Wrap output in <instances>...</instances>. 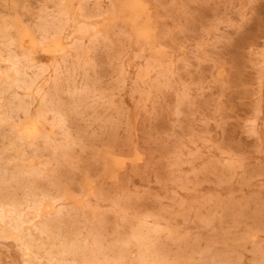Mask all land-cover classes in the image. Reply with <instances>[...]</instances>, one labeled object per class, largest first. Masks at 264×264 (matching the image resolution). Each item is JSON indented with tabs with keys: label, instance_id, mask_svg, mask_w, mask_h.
I'll return each mask as SVG.
<instances>
[{
	"label": "rangeland",
	"instance_id": "374dc122",
	"mask_svg": "<svg viewBox=\"0 0 264 264\" xmlns=\"http://www.w3.org/2000/svg\"><path fill=\"white\" fill-rule=\"evenodd\" d=\"M125 1L0 0V264H264V0Z\"/></svg>",
	"mask_w": 264,
	"mask_h": 264
},
{
	"label": "bare ground",
	"instance_id": "6f19581e",
	"mask_svg": "<svg viewBox=\"0 0 264 264\" xmlns=\"http://www.w3.org/2000/svg\"><path fill=\"white\" fill-rule=\"evenodd\" d=\"M126 1H128V0H126ZM125 1V2H126ZM131 1V0H130ZM128 2V3H126L124 6H126L129 10H130V12H132V14L134 15V18H133V16H132V19H133V21L132 22H139V19H142L141 17H142V15L143 14H145V11H144V5L146 4H144V5H142L143 3L141 2V1H139V0H133L132 2ZM142 3V4H141ZM124 4V3H123ZM146 6V5H145ZM125 7V8H126ZM124 9V8H123ZM146 10V9H145ZM148 11V10H147ZM148 15V14H147ZM146 16V15H145ZM144 17V16H143ZM147 18H148V16H147ZM129 19V18H128ZM124 20V19H123ZM135 20V21H134ZM144 20H146L145 18H144ZM140 21H142V20H140ZM147 22V21H146ZM141 23V22H140ZM145 23V22H144ZM133 24V23H132ZM135 25H136V23H134ZM134 24H133V26H134ZM147 24V23H146ZM141 26H143L142 24H140ZM140 25H139V27H140ZM138 26V25H137ZM147 26V25H146ZM148 26H149V20H148ZM144 27V26H143ZM138 28V27H137ZM151 28V27H150ZM134 29V28H133ZM142 29V28H141ZM148 30V31H150L151 33H152V31H153V29L151 28V30H149V28L147 29V27L146 28H144L143 30ZM155 29V28H154ZM145 30V31H146ZM135 31V30H134ZM139 31V29L137 30V32ZM142 31V30H141ZM144 31V32H145ZM136 32V33H137ZM139 33V32H138ZM148 33V32H147ZM150 33V34H151ZM140 34V33H139ZM141 34H145L146 35V33H141ZM149 34V33H148ZM150 34H149V36H150ZM153 34H154V32H153ZM143 38V37H142ZM151 38V37H150ZM147 39H148V37H147ZM153 39H154V37H153ZM155 40V39H154ZM148 41H149V39H148ZM157 64H159V63H157ZM221 74V73H220ZM40 133V132H39ZM42 134V132L40 133V135ZM41 137H42V135H41ZM45 138H47V137H45ZM135 159V158H134ZM137 159V158H136ZM119 161V160H118ZM117 161V162H118ZM41 162V161H40ZM115 164V163H114ZM117 164V163H116ZM119 164H120V162H119ZM105 165V164H104ZM123 167V166H122ZM116 171V170H115ZM111 175H113V174H111ZM115 176V175H114ZM85 187V186H84ZM86 189V188H85ZM85 191V190H84ZM91 193H92V191H91ZM68 195H69V193H68ZM47 197V196H46ZM52 204H53V202H51ZM2 206V205H1ZM33 206V205H32ZM46 208H48L47 206H46ZM3 213V212H2ZM8 214V213H7ZM15 215V214H14ZM16 216V215H15ZM18 231V230H17ZM133 238H134V236H133ZM132 239V238H131ZM133 242H134V239L132 240ZM134 244V243H133ZM149 246V245H148ZM140 250L142 249V248H139ZM64 251V250H63ZM71 251H73V250H71ZM141 251H144V252H146L145 250H141ZM68 252V251H67ZM148 253H149V250H148ZM126 254V253H125ZM125 259V258H124ZM143 259V258H142ZM157 259V258H156ZM127 260V259H126ZM149 260V259H148ZM143 261H144V259H143ZM143 261H141V262H143ZM146 261V260H145ZM88 262V261H87ZM127 262V261H126ZM153 262V261H152ZM144 263V262H143ZM147 264H148V262H146ZM145 263V264H146ZM151 263V262H150ZM101 264V263H100Z\"/></svg>",
	"mask_w": 264,
	"mask_h": 264
}]
</instances>
